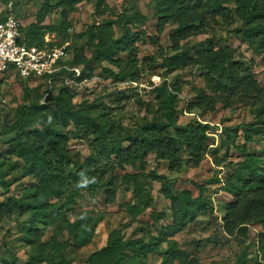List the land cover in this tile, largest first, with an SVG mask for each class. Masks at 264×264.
I'll return each instance as SVG.
<instances>
[{"label": "rangeland", "instance_id": "374dc122", "mask_svg": "<svg viewBox=\"0 0 264 264\" xmlns=\"http://www.w3.org/2000/svg\"><path fill=\"white\" fill-rule=\"evenodd\" d=\"M8 4L6 0H0V18L8 11ZM222 5L228 9V17L207 15V21L202 25V10L183 12V23L193 25V28L179 34L181 23L176 19L161 20L155 0H82L75 6L70 0H13V9L24 30L39 23L42 27L40 39L54 47L67 46L69 59L76 53L92 56L97 42L91 40L88 31L93 26L113 23L115 33L120 34L115 24L119 16L125 17L123 20L133 32L139 33L141 40L135 43L138 77L101 76L99 69L91 78L78 81L71 73L53 84L49 99L54 101L64 87H70L76 92L73 100L76 109L95 104L94 115L108 111L128 132H135L160 114L158 109L164 106L161 103L164 97H158L155 89L161 85L166 71L163 61L182 50L184 45L192 49L205 48V42L213 39L216 48L232 49L233 61L241 71L234 83L241 80L247 86V82L255 80L256 86L252 83L251 91H224L217 86V77L208 75V70L201 64L192 62L177 69L167 78L169 93L176 96V124L187 130L192 127L195 136L202 131L200 126L209 125L205 130L206 141L202 143L198 137L195 143L181 146L178 165L172 168L168 160L149 153L136 167L117 168L113 175L108 173L103 183L111 182L114 176L118 178L113 202L107 201L104 190L92 197L90 192L69 181L63 193L51 195L41 204L40 211L46 215L48 224L37 219L27 195L28 190L37 185V179L20 171L7 173L0 166V208L2 203L11 205L6 211L0 210V264H31L40 243L49 249L57 240L61 244L59 249L63 250L64 244L72 239L63 228L65 219L78 222L80 227L96 222L95 233L88 245L71 246L63 251L71 264H86L93 252L110 241L148 243L156 239L161 229L173 220L171 202L164 197L163 182L158 176L169 180L174 196L186 190L197 198L200 189L203 190V202L209 208L201 210L197 219L174 237L191 257L198 259L200 264H239L238 258L246 251L249 264H264L261 248L264 226L256 219L264 212V193L250 192L234 207L232 235L223 227L227 207L233 201L225 188L236 183V171L231 162L244 161L251 154L260 156L264 151V135L253 133V141L245 140V129L258 121L259 107L264 104V54L233 32L242 27L236 0H226ZM117 57L123 64L127 63L125 53ZM102 66L119 72L108 61H102ZM0 81V160H5L6 166L20 162L18 157L10 154V146L5 142L15 135L13 127L18 121V110L28 103L24 89L27 87L32 91V98L37 94L43 97L47 85L22 79L13 72L1 75ZM35 119H38L37 115L31 113L28 130L41 129L32 127L36 126L31 124ZM57 128L69 135L71 155L81 162L90 157L92 149L88 138L77 136L73 125L67 129L61 125ZM223 143H227L228 148ZM215 149L219 150L217 154ZM194 150L196 154H193ZM217 156L222 159L219 164L216 163ZM259 167L264 173V162ZM126 174H137L144 179V196L149 207L139 216L129 210L137 200L134 185L125 179L122 182ZM155 217L159 218L154 220ZM28 238L37 243H29ZM165 248L166 244H163L158 252L143 257L145 264H161ZM126 252L138 254L132 247H126Z\"/></svg>", "mask_w": 264, "mask_h": 264}, {"label": "trees", "instance_id": "16d2710c", "mask_svg": "<svg viewBox=\"0 0 264 264\" xmlns=\"http://www.w3.org/2000/svg\"><path fill=\"white\" fill-rule=\"evenodd\" d=\"M6 1L13 2V0ZM81 1L70 0V3L75 6ZM155 1L161 20L176 19L181 23L179 34L193 28V25L183 23L185 17L183 12L189 9L202 10L201 25L207 21V15L228 17L226 13L228 9L222 5L226 0ZM101 3L102 1L98 3V8ZM236 6V12L242 19V27L234 29L233 32L243 42L264 54V0H236ZM4 17L0 18V22L4 20ZM123 18L125 17L119 16L115 21L119 28L120 34L118 35L113 29V23H101L90 28L88 33L91 40L97 42L92 56L86 57L76 53L72 59L66 61L69 67H82L78 81L91 78L99 69L101 76L135 78L140 75L137 68L135 43L140 41L141 37L139 33L132 31ZM21 30L24 41L29 45L54 48L52 43H46L40 39L42 27L39 23L31 24L27 30H24L22 26ZM215 43L213 39H210L205 42V48L199 46L196 49L184 45L178 53L164 59L163 67L166 68V71L162 77L161 85L155 89L158 97H164L161 100L164 106L161 107V110L158 109L160 114L157 117L133 133L125 130L123 125L114 119L108 111L103 110L98 115H94L95 104L76 109L73 103L76 92L72 91L70 87H64L54 101L50 102L53 84L60 80V77L71 74L70 71H62L60 77L52 82L51 88L46 82H42L47 85L43 97L37 94L32 98V91L27 87L24 89L28 103L23 104L18 110V121L13 127L16 130L15 135L6 142L4 141L10 146V154L18 157L20 162L8 163L5 166L6 161L0 160V166L5 168L7 173L20 171L24 175H31L37 179V185L29 189L27 195L31 199L34 214L40 222L48 224L46 215L40 211L42 202L51 195L58 196L63 193L65 185L69 181L90 192L92 197L104 190L107 201L113 202L117 192L118 178L114 176L111 182L103 183V179L108 173L113 175L117 168L136 167L138 163L146 159L149 153H155L159 159L168 160L172 168L178 165L177 155L181 146L195 143L198 137L202 143L206 141L205 130L209 128V125L200 126L202 131L195 136V130L192 127L187 130L176 124L177 102L176 96L169 93L168 76L184 65L195 62L207 69L208 75L217 77L216 84L224 91H251L254 87L252 83H255L256 86L255 80L247 82V86L241 80L234 83L241 71L233 61V51L221 46L216 48ZM121 53H125L128 57L125 64L117 57ZM102 61H108L112 66L118 68L119 72L116 73L110 67H103ZM26 80L31 81L30 79ZM258 111L256 117L258 121L251 124L250 129H245L247 142L253 141V133L264 135V119L261 118L264 116V104L259 107ZM31 113H35L38 118L31 123L36 125L32 127H41V129L28 130L30 125L28 117ZM59 125L63 129L73 125L76 128L77 136L89 139L92 154L84 162L71 155L68 146L69 135L61 132L57 128ZM234 133L237 136L236 131ZM223 146L228 148L227 143H223ZM218 151V149L214 150L216 154ZM193 154H196L195 150ZM246 157L244 161L231 162V166L236 171V183L225 188L233 200L227 207L223 226L230 235L233 234L235 228L234 207L238 205L241 198H245L250 192L264 193V173L259 171L260 163L264 162V151L260 156L251 154ZM221 162L222 159L217 156L216 163ZM158 178L163 182L161 190L164 197L171 202L172 223L162 228L160 235L148 243L110 241L104 248L93 252L86 264H145L143 257L158 252L163 244H166V248L161 264H200L198 259L191 257L179 246L174 237L179 232L186 230L197 219L201 210L209 208L203 202V190L200 187V195L197 198H193L186 190L174 196L169 186V180L165 176H158ZM124 179L134 185L133 193L137 204L130 206L129 210L134 216H139L149 207L144 196L143 176L126 174L122 182H125ZM10 206L9 203H2L0 210L6 211ZM157 218L159 217H155L154 220ZM256 219L264 226V212L257 215ZM63 226L72 236V239L64 244L63 250L59 249L61 244L57 240L50 244L51 248L49 247V249L40 243L38 253L32 257L31 264L44 262L46 264H71L63 251L71 246L82 248L88 245L95 233L96 222H88L85 227H80L78 222L73 223L65 219ZM28 242L37 243L35 239L31 238H28ZM126 247H132L138 254L129 255L126 252ZM261 248L264 252V239H262ZM238 263L249 264L246 251L240 255Z\"/></svg>", "mask_w": 264, "mask_h": 264}, {"label": "built area", "instance_id": "2783aa9c", "mask_svg": "<svg viewBox=\"0 0 264 264\" xmlns=\"http://www.w3.org/2000/svg\"><path fill=\"white\" fill-rule=\"evenodd\" d=\"M21 29L11 1L4 20L0 22V75L13 72L22 79L46 82L50 88L62 71H70L74 77L80 75V68L66 64L69 59L67 46L49 48L29 45L24 41Z\"/></svg>", "mask_w": 264, "mask_h": 264}]
</instances>
